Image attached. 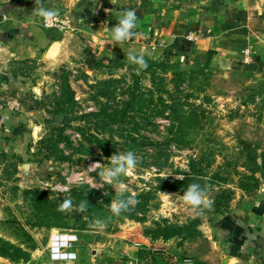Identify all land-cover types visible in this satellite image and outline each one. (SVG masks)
<instances>
[{
	"label": "rangeland",
	"instance_id": "1",
	"mask_svg": "<svg viewBox=\"0 0 264 264\" xmlns=\"http://www.w3.org/2000/svg\"><path fill=\"white\" fill-rule=\"evenodd\" d=\"M250 3L251 29L264 32V0ZM254 49L227 70L190 52L161 57L122 47L94 59L72 54L66 64L11 61L14 84L0 90V264H46L59 237L109 260L135 249L141 258L183 263L206 254L205 227L264 211V77L255 58L264 54ZM129 52L148 67L138 69ZM11 106L29 114L20 125L31 126L27 138L8 135L1 115ZM98 112L103 122L87 132L108 141L82 150L75 128ZM127 151L137 167L119 185L103 184L108 159ZM191 183L212 207L197 212L177 196ZM121 197L133 203L115 215L110 202ZM64 200L72 208L62 211Z\"/></svg>",
	"mask_w": 264,
	"mask_h": 264
},
{
	"label": "crops",
	"instance_id": "2",
	"mask_svg": "<svg viewBox=\"0 0 264 264\" xmlns=\"http://www.w3.org/2000/svg\"><path fill=\"white\" fill-rule=\"evenodd\" d=\"M42 7L55 12L63 24L45 25ZM127 8L136 10L138 35L124 42L112 41L111 27ZM251 21L250 0H149L148 4L141 0H116L114 4L112 0H0V90L14 84L11 61L46 60L52 45L61 40L55 61L63 64L72 54L94 59L95 53L107 56L122 47L161 57L190 52L212 58L220 69H232L240 60L249 59L254 48L264 54V32H254ZM190 33L197 35L195 41L188 40ZM255 58L264 77V57ZM5 110L1 121L8 135L16 132L27 138L31 126L25 130L20 125L29 114L13 106ZM202 232L201 240L210 245L206 254L190 259L191 264H264V211L205 227ZM64 251L75 257L46 264H167L141 258L135 249L130 250V257L117 256L115 261L82 244Z\"/></svg>",
	"mask_w": 264,
	"mask_h": 264
},
{
	"label": "clouds",
	"instance_id": "3",
	"mask_svg": "<svg viewBox=\"0 0 264 264\" xmlns=\"http://www.w3.org/2000/svg\"><path fill=\"white\" fill-rule=\"evenodd\" d=\"M116 0H112L114 4ZM40 11L45 16H54L55 12L47 8H41ZM137 14L135 9H126L121 11L118 22L111 27V40L115 42L127 41L130 37L138 35L137 29ZM128 60L138 66L139 68H147L148 64L143 55H137L133 52H129ZM109 164L103 168V171L99 173L102 178V182L105 185H119L121 175L129 174L133 169L137 167L138 157L133 151L119 152V154H113L109 159ZM100 163H94L92 169L101 166ZM176 179L182 180L183 176H176ZM187 205L191 206V209L197 212L202 211L203 208H210L213 205V200L207 196L205 189L199 183H191L183 191V195H177ZM133 203L131 198H117L110 202L111 212L115 215H120L122 211L127 210L130 204ZM72 208L71 200H64L61 204V210ZM81 211H86V205L82 203L80 205ZM96 224L103 228L106 227L104 221L97 220Z\"/></svg>",
	"mask_w": 264,
	"mask_h": 264
},
{
	"label": "trees",
	"instance_id": "4",
	"mask_svg": "<svg viewBox=\"0 0 264 264\" xmlns=\"http://www.w3.org/2000/svg\"><path fill=\"white\" fill-rule=\"evenodd\" d=\"M71 103L73 104V106H75L77 104V101H76V99H75L74 96H73V98L71 100ZM132 105H133V103L131 102V100H127L126 101V106L127 107H130ZM114 116L117 117L118 116L117 113L114 112ZM83 118H88V119L92 118V121L87 122V123H89L88 124V127L87 126H81V127L75 128V130L78 132L77 140H75L76 144L82 150L85 149V146L86 145H90L91 147H92V145H98V146H100V148L103 147V146H105L108 140L107 139H104L103 137H100V135H98L99 132H96V133H90V132L88 133L87 132V130H89V131L92 130L91 128L89 129V127L91 125H94V127L97 129V128H99L101 122H103L102 119H101L100 112L86 114L85 116H83ZM109 119H113V118L112 117H109ZM53 131H54V133H58V134H61L63 132L62 129H58V130L53 129ZM56 136H57V134H56ZM62 139H65V140H67V142L71 143L70 137H63V135H62ZM125 144L127 146H129V144L127 142Z\"/></svg>",
	"mask_w": 264,
	"mask_h": 264
},
{
	"label": "built area",
	"instance_id": "5",
	"mask_svg": "<svg viewBox=\"0 0 264 264\" xmlns=\"http://www.w3.org/2000/svg\"><path fill=\"white\" fill-rule=\"evenodd\" d=\"M45 25L50 27H56L63 24L64 21H60L57 16H44ZM197 35L190 33L188 36L189 41H195ZM75 242L67 239L66 237L55 238L51 242V260L52 261H63L75 257L74 253H67L64 251L65 248H72L75 246ZM183 263L191 264L190 260H184Z\"/></svg>",
	"mask_w": 264,
	"mask_h": 264
},
{
	"label": "water",
	"instance_id": "6",
	"mask_svg": "<svg viewBox=\"0 0 264 264\" xmlns=\"http://www.w3.org/2000/svg\"><path fill=\"white\" fill-rule=\"evenodd\" d=\"M62 42H55L47 53V59L54 61L58 55Z\"/></svg>",
	"mask_w": 264,
	"mask_h": 264
}]
</instances>
